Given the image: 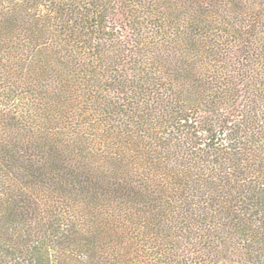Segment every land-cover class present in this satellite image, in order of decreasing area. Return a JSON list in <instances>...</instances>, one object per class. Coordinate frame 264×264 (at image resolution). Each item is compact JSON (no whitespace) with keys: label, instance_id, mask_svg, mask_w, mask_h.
<instances>
[{"label":"trees","instance_id":"obj_1","mask_svg":"<svg viewBox=\"0 0 264 264\" xmlns=\"http://www.w3.org/2000/svg\"><path fill=\"white\" fill-rule=\"evenodd\" d=\"M0 264H264V0H0Z\"/></svg>","mask_w":264,"mask_h":264}]
</instances>
